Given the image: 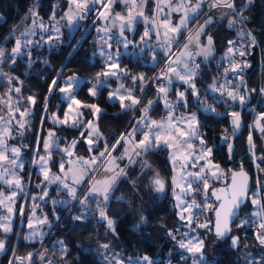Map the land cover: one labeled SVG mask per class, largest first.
<instances>
[{"label":"trees","instance_id":"16d2710c","mask_svg":"<svg viewBox=\"0 0 264 264\" xmlns=\"http://www.w3.org/2000/svg\"><path fill=\"white\" fill-rule=\"evenodd\" d=\"M234 2L237 10L245 8L244 21L256 36L260 51L264 54V0H251V3H248V0H234ZM152 5L153 0H148L146 10L148 16L151 15ZM118 6L120 2H116L115 7ZM68 7L69 3L66 0H0V16L3 18L0 23V48L5 53L3 63H0V73L5 71L11 78L10 81H6L4 78L6 74H0V107L5 112L12 108L31 111L32 121L21 141L26 147L24 156L27 164L22 175L28 177V180L34 175V168L29 165L31 155H34L33 147L36 143L37 146L39 145L45 129L51 127L48 116L61 100L59 89L64 78L77 75L82 79H92L102 74L105 68V64L101 62V57L97 53L102 38L97 34V32L100 33V28L94 19V13L90 12L78 28L71 30L63 24ZM116 11L113 10V13ZM232 14L229 8L219 7L209 15L213 23L206 26L200 42L204 43L207 36L212 37V57L198 64L197 76L193 83L196 85L199 98L191 91H187L186 105L180 103L178 109H182L185 113L196 114V134L201 135L198 140L202 139L205 147L213 149L212 161L218 165L220 170L229 168L228 176L229 171L243 169L251 176L249 197L256 193L255 176L257 173L262 206H264V131H261L264 125H253L250 130L251 119L254 120V117L252 118L250 112L246 110L248 106L254 105L259 84L264 87V68L259 73L257 50L253 48L249 57L250 66L248 74L244 77L248 105L241 115L240 130L232 138V148L228 147L235 129L231 125L232 113H237L241 102L238 98L236 101L233 100L231 96L211 94L208 88L219 82V67L224 63L225 52L233 36V32L227 27ZM53 16L55 19H52ZM38 22L48 25V28H55V31L59 30L56 39H52L51 44H46L43 39H46L48 33L37 31L32 37L31 44H27L26 47L22 45V51L19 57L17 55L14 57L15 63H13L12 56L8 53L16 38L21 40L27 38L28 35H23V33L27 32L30 27L36 28ZM193 23H195L194 20L189 23V26L191 27ZM88 26V33L82 37V27L87 28ZM140 31L142 32L141 25L137 24L135 41L141 37ZM153 36L150 35L147 40L153 42ZM160 39L161 42L158 44L155 41L154 46L163 43L164 37L161 36ZM139 49L140 45L133 47L128 54L122 55L119 59L120 68L127 73L121 81H128L129 84L126 86L133 91V96L140 99L134 112L123 109L119 103L108 102L106 91L109 88H102L96 99H92L86 93L89 82L82 84L77 91H74L79 99L95 103L102 108L96 122L97 129L102 136L97 148L102 147L104 143L109 147L115 145L130 128L135 115L148 105L149 100L153 101L150 112L152 117L162 118L166 112L159 99L157 87L161 81L156 84L149 83L156 67L146 65L149 58L146 54L138 53ZM141 75L143 80L133 79ZM54 80L55 85L52 84ZM109 81L111 85L117 86L116 80ZM12 83L20 87L17 101L2 99V97H7V88L11 87ZM13 95L16 96V92H13ZM29 97H32V101L28 99ZM173 97V92L168 93V98ZM206 103L213 111L204 110L203 106ZM260 103L256 104V113L264 115V104ZM63 106L64 103L61 102V109ZM55 130V136L60 143L64 139L71 140L80 135L79 128L56 127ZM220 135L227 137V142L223 145L219 143ZM249 136L254 145L253 156L248 149ZM198 140L195 136V144ZM81 150L86 151L87 149L84 143L79 141L76 152L80 153ZM168 153L169 150L165 148L145 152L138 159L140 165L131 169L128 175L118 182L111 192L106 207V215L113 221L112 227L101 219L95 218L66 225L71 211L67 213V209H63L58 226L52 230V232L55 230L52 242L46 245L36 260L35 258L45 246L46 241L25 243L21 235L15 240L14 234L6 235L0 230V238L7 239L6 251L0 257L1 264H7L12 255L24 257L29 252L32 253L29 264H42L40 260L47 249H50L53 264H106V259L113 255L119 257L121 264H136L137 261L139 264H145L143 261L145 256L149 257L153 264L187 263V260L180 257L178 249L181 232L172 235L180 226L171 195L172 167L168 160ZM52 156L57 158V155L52 154ZM253 158L255 163L252 162ZM157 174L165 186L161 199H157L156 187L151 184ZM223 186V183L211 184L209 194L213 203L216 204L213 193H217ZM249 197L238 219L231 226V236L236 235L240 241V245L234 250L229 247V238H221L214 234L213 211L211 217L205 214L200 217V220L195 219L193 227L198 221L210 222L209 230L202 228L196 230L198 236L205 242L207 260L204 264H264V245H261L256 238L258 233H262L253 226L255 207L250 203ZM244 221L246 223L243 227H238ZM181 229L184 230L183 227ZM173 236L175 239L172 238ZM210 237L223 244L211 253L208 251ZM60 241L63 242L64 247L61 246L62 249L60 247L58 250L55 245H58ZM104 244L109 247L103 248Z\"/></svg>","mask_w":264,"mask_h":264},{"label":"rangeland","instance_id":"374dc122","mask_svg":"<svg viewBox=\"0 0 264 264\" xmlns=\"http://www.w3.org/2000/svg\"><path fill=\"white\" fill-rule=\"evenodd\" d=\"M69 2V0H66ZM197 0H191V3H186V8L192 7V5L196 4ZM158 0H153V5L151 7V15L152 18L151 21L155 22V26L157 27V30L160 31L161 36H163V32L165 29L163 27L159 26V20H162L165 14H169V18L173 25L177 24L179 20L181 19L182 12H170L167 4L171 3L175 5L177 3V0H159V7L163 9L162 12L158 11L157 8ZM72 5H69V8ZM91 1H89V8L92 7ZM202 7V6H201ZM73 13L77 11L75 5L72 6ZM68 10L65 13V19L64 25L66 21H68L70 27L69 29L75 30L79 23L80 18L77 15H72L71 22L67 19V16L69 15ZM194 18L192 16L191 20ZM97 20V16L94 18ZM3 21V18L0 16V23ZM204 21V20H203ZM203 21L201 23H203ZM82 22V21H81ZM40 24L38 22L37 27H30L27 31L28 37L25 38L23 41L31 40L33 41L32 37L36 34L37 31H40L41 33L47 34L48 36L46 39H43V42L46 44H51L52 39H56L57 34L59 33V30L55 31V28H48V25H44L43 28L40 27ZM67 26V25H66ZM154 24L149 23L148 26L143 27L141 32V37L143 36V33L145 30L152 31ZM84 29V27H82ZM81 29V32L83 31ZM193 28L187 26V29H181L179 34H173L169 32V36L177 35L178 39L181 37V35L185 32V35L188 37L190 33L192 32ZM136 32V25L135 28L133 27L130 31V37H127L125 33L121 35H117V39L120 43L119 47L116 48L117 52H120V57L117 58V55H112L111 49L108 47V45L112 44L110 41H114L113 39H107L102 34L101 38L102 41L99 44V49L97 51L99 57H104L105 59V68L103 73L108 72L112 73L115 72L116 75H97L96 77H93L92 79H82L81 77L77 75H69L63 80V84L61 87H64L66 83H72V88L70 89V95L68 92H61V100L57 104V107L53 112H51L48 116V121L51 124V127L45 129L44 135L40 138L39 145L33 147L34 155H31L29 165L33 166L34 175L31 176V178L24 177L22 175V169H15V177L19 178L20 181V187H16L15 183L8 184L5 183L3 180H0V229L3 233L6 235H12L16 237L15 240L21 235V239L25 243H34L39 242L42 243L43 241H47L49 236L52 235V230L54 227H57L59 224V220L61 218V211L63 209H67V213H69V217L67 219L66 225L68 223H74V222H83L87 220L88 218H95V219H101L99 216V210L97 208V204H101V206H106L109 203V200L106 202V205L102 201V198L99 196H92L88 195L89 190L91 187L95 184L98 187H102V184H98L97 182H102L105 180H108L111 176L116 175L117 173H120V170L123 169V173L117 176L115 182L113 183V189L118 184V182L125 178L129 171L135 166H139L140 162H138V159L145 153L142 151L139 147H134V145L138 144L140 141L143 140V136L145 132L149 131V128L151 129V134L160 133L161 139L156 142V144L150 149V150H158L159 148H165L169 150L171 147H168L165 145L164 141H168V144H172L173 139L170 136V133L173 132V128L169 127V124L166 122L164 128H156L153 125L145 126V124L137 125V121H140L142 116L144 115L143 109L140 110V112L135 115L133 122L130 126V128L127 130L126 133L123 134L124 139L120 140L119 144H115V148L113 149L112 145L109 147L107 144L104 143V145L100 148H96L97 143H99L100 140H102V136L100 135L98 129H97V119L99 115L102 112V108L98 106L95 103L92 102H84L83 100L79 99L75 94L74 91H77L79 87L89 82L90 85L86 90V93L91 97L92 99H96L100 90L102 88H109L108 91H106V99L108 102L111 103H119L121 105V101L119 99V96L127 95V91L125 90V86L121 87L122 85L121 80L127 75L126 71L121 69L118 61L121 58L122 55L128 54L130 50V46L136 47L138 44L141 43V37L138 41L134 40V35ZM184 35V36H185ZM193 35L192 37H194ZM203 36V35H202ZM42 37V36H41ZM127 38V40L130 42L127 49H125L121 43V41L124 38ZM157 38V37H156ZM161 38V37H160ZM157 39V41H161V39ZM148 38H145L147 40ZM177 39V41H178ZM206 40L204 43L200 42V45L202 48L206 47ZM163 41V40H162ZM24 47H26L27 44H23ZM120 48V49H119ZM201 48V49H202ZM103 53V54H102ZM109 54H111V58L109 57ZM212 54V53H211ZM210 54V55H211ZM199 54H196L195 61L198 59ZM202 55V56H201ZM201 57L200 59H205L206 55L204 52L201 51ZM207 55V56H210ZM198 56V57H197ZM3 59V58H2ZM116 61L118 67H109V65L112 64L113 61ZM194 60V59H193ZM178 68V67H177ZM166 71V67L164 69ZM179 70V69H178ZM6 74L4 76L6 81H10L9 76L4 71L2 72ZM69 77H75V81L70 82ZM167 78L172 79V83L170 86L167 85L166 80ZM111 79H114L117 81V86L111 85L110 81ZM177 80L181 86H174V81ZM164 82V85L169 87V91L174 93L173 98H168L167 95V102L172 105V109H177L175 106H179L180 103L177 101L180 99L178 96L179 92H184L185 95L187 91H191L187 87V85L184 83V81L176 79L174 74L167 73V77H164L162 79ZM166 83V84H165ZM125 87V88H124ZM16 88H20L19 85H15L12 83V86L7 88V97H2V99H13L17 101L18 92L15 91ZM210 90L213 88V85H210L208 87ZM129 89V88H128ZM95 90V95L92 94V91ZM1 92V91H0ZM13 92H16V96L13 95ZM229 92L236 94L234 91H225L223 93V90L221 92H218L217 89H214L211 91V94H217V95H226L229 96ZM118 93V94H117ZM110 94L111 98H110ZM10 95V96H8ZM196 96V95H195ZM132 98H135L131 95ZM163 93H159V99L162 102L163 109L169 110L166 107V102L162 98ZM137 99V98H136ZM185 100V97H184ZM237 100V99H236ZM235 100V101H236ZM78 101V103L76 102ZM61 102L64 103L63 108L61 109ZM125 102H131L129 99H125L123 101V104ZM208 102V100H207ZM19 104V103H18ZM15 105V104H14ZM95 105L96 108L100 109V112L95 113V110L91 108L90 106ZM153 104L149 108L152 109ZM204 110L206 108L210 110L206 111H213L212 108L207 106V103L203 106ZM230 108V107H229ZM125 110H129L128 107H123ZM135 106H132L133 112L135 111ZM29 109H25L24 111L19 110L18 108H12L9 109L8 112H5V110L0 107V134L10 139L12 142H17V139L21 136L18 134H21V128L18 129L16 127H19L17 125L18 118L21 117L20 113H24L25 115L27 112L29 113ZM149 111L147 113V120L148 121H156L158 124L163 123V119L154 118L149 115ZM181 111V110H180ZM179 112V111H178ZM195 115V113L189 114V113H182L180 112V115L183 118L190 117L191 115ZM197 120V116H196ZM91 123L93 127L96 129V131L99 133V136H97L92 128L88 127V124ZM184 123L188 124L189 127L195 129L196 132V124L194 123H188L185 121ZM261 124L264 125V116H260L259 114L254 117L253 125L257 126ZM58 127H67V128H79L80 129V135L78 138L75 139H64L63 142H59L56 139L55 136V128ZM134 127H138L139 130L133 135L128 136V133L132 131ZM24 131V129H23ZM93 132L91 139L92 143L89 144L87 142L89 133ZM49 133H51V137L49 136ZM83 133V136L81 135ZM194 137L192 141L193 144V150L192 152H179L174 151L172 149L169 150L168 153V160L172 167V177H171V195L174 199V205L177 212V217L179 221V226L177 231L175 233H172V235H175L177 233H180V240L179 242L188 243L189 241H192L193 244L197 242V239L202 240L198 234L196 233L197 228H202L203 230H209L210 222L205 221H198L196 222V226L193 227V222H195V219H201L203 215L207 214L208 217H211L212 211H214L215 203H213L210 199L211 196L209 194V190L211 189V184H222L225 185L227 173L228 170H220L218 165L212 161V148L205 147L203 144L200 143V140H198L197 136V144H195ZM200 139V138H199ZM79 140H83L85 144V150H81L80 153H76L75 149L76 146L79 143ZM98 140V142H96ZM75 143V146L73 147V142ZM45 142L48 143L49 147L47 149V152L45 151L44 144ZM253 145V144H252ZM19 148V147H17ZM91 148V151L89 149ZM67 149V151H65ZM107 149V150H106ZM127 149V152L125 150ZM211 149L210 153L204 152L203 158L197 159L202 150ZM248 149L249 153L253 156L254 154V148H252L248 141ZM22 153V150L20 149V154ZM49 153V154H48ZM70 153V154H69ZM104 153V156H101L100 154ZM137 153H140V155H137ZM190 153H194L195 155H192L189 157ZM52 154L57 155V158L55 156H52ZM45 156L46 157V168L48 169V180L44 179L43 172L40 167L39 157ZM96 158V163L92 164L91 160L92 158ZM188 157V158H186ZM196 161L195 167L192 166L193 161ZM86 161L88 163H86ZM61 163L64 164V169L61 171L60 165ZM197 166L199 171H197ZM201 169L203 171L201 172ZM4 168H0V172H3ZM204 173L205 175L202 176H185L186 173ZM213 172H215V175H213ZM59 176L61 180H58L56 182H50L53 180L54 177ZM258 177V176H257ZM175 178L176 183H173V179ZM5 179L7 180H13V174L9 172ZM74 179L79 180L80 182L78 184L74 183ZM206 179L208 186L207 188L204 187L203 180ZM223 179V180H222ZM67 183L70 187H74L76 189V199H72V197L68 194V189L63 187V183ZM188 181H192L191 189L188 188ZM259 181V180H258ZM260 182V181H259ZM152 185H154L153 182H151ZM39 185V186H38ZM155 186V185H154ZM156 187V186H155ZM165 191L162 192L157 191V199H161ZM15 192V195L12 194ZM112 192V191H111ZM111 192L109 193V197L111 196ZM261 192V191H260ZM45 193H47L45 195ZM88 196V201L85 204H81L80 200L83 199L85 196ZM179 197V199H177ZM256 199L259 201L258 204H253L252 200ZM260 197L257 195V190L254 195L249 197V201L252 205H254V215L255 219L253 220L254 224L256 221L260 219V216H257L255 213L260 212ZM193 201H195L196 205H207L209 202H212L213 208H211L208 211H205L202 216L196 217L195 211L198 207H195L193 205ZM65 202V203H61ZM75 205V209L72 210V207ZM190 206V211L183 212L182 209L185 206ZM9 208H11V211H9ZM263 210V219H264V208ZM183 214L185 217H188L189 215L193 216V221L189 225V221L187 219L181 220L180 216ZM78 216H84V219L77 220L75 217ZM44 220V223H41L40 221ZM102 221L106 222L105 220L101 219ZM212 223V222H211ZM261 222H258V225ZM29 224H31V227H29ZM107 224V222H106ZM207 224V227H200L199 225ZM108 225V224H107ZM113 226V225H112ZM255 228H257L255 225H253ZM183 227V231L182 228ZM8 229L5 231V229ZM258 229V228H257ZM260 230V229H258ZM262 232V230H261ZM263 233V232H262ZM234 236V235H233ZM0 241L4 242V248L0 250V257L5 253L6 251V243L7 239L0 238ZM203 241V240H202ZM55 243V241H53ZM57 245V244H56ZM55 245L56 249L57 246ZM60 247L62 246L59 243ZM223 244L216 242L212 237L209 238L208 243V251L211 253L214 249L218 247H222ZM59 247V248H60ZM64 247V246H62ZM62 247L60 249H62ZM58 249V250H60ZM178 249L180 250V257L182 259L187 260V263L184 264H193L194 256L192 253H189L185 248H181L178 243ZM205 242L203 241V249H202V255L203 258L199 260V264H204V262L207 260L205 257ZM32 257V253L29 252L27 255L24 256L26 261H28V264L30 263V259ZM40 262L42 264H53L51 263V256H50V249H47L43 256L41 257ZM106 264H121V261L118 256L113 255L110 258L106 259Z\"/></svg>","mask_w":264,"mask_h":264},{"label":"snow or ice","instance_id":"6c2138e0","mask_svg":"<svg viewBox=\"0 0 264 264\" xmlns=\"http://www.w3.org/2000/svg\"><path fill=\"white\" fill-rule=\"evenodd\" d=\"M69 2H70V5H75V7L77 9V11L75 13H73V9L71 7L69 8V10H68L69 11V15L67 16V19L70 22L72 20V15L73 14L79 16L80 19H83L84 16L81 14V12H86V11L92 10L91 8H89V0H69ZM112 2H113V0H107V3H105L104 0H91L92 5H102L103 8H105V9H107ZM133 2H134V0H133ZM143 2H144V0H141L142 4H143ZM186 3H191V0H177V3L175 5H173L171 3L167 4L170 12H182L183 13L182 16H181V19L179 20V22L177 24H175V25L172 24V22H171V20L169 18V14H165L163 19L159 20V22H158L159 26L163 27L165 29V31L163 32V37H164L163 44L165 45L164 53L166 55L171 51V45L173 43H176L177 39H178L177 35L169 36V32H171L173 34H179L182 28L183 29H187L189 21L191 20L192 16H194L200 10L201 6L204 3V0H197L196 4L192 5V7H190V8H186ZM248 3H251V0H248ZM212 6L213 7H221V6L222 7H227V8L232 10L234 15H238L240 17L241 22L245 19V17L243 16V12H244L245 8L247 7V5H245V8H241V9L237 10L236 7H235L234 0H213ZM157 8H158L159 12L163 11V9L159 7V0H158V3H157ZM138 14L140 16H144L143 11L139 12ZM99 15L101 17H103L105 20L107 19V17L104 16V12L103 11H101L99 13ZM52 19H55V17L53 16ZM116 19L123 21L121 23L120 29H119L121 35H123V32L125 31L126 28H128L129 30L131 29V25L133 23V17L131 16V14H129V17L127 18V20H125V18L123 16H120L119 14H116ZM144 20H145L146 23H153L154 24V26L152 28V34H155L157 39H159L161 37V33H160V31L157 30V27L155 26V22L149 21L148 17H144ZM236 22L237 21L235 19H230L228 21L229 27H232ZM35 23L36 22L34 20L33 24L35 25ZM211 23H213V20H212L211 17H208V18H206L203 21V23L199 24L197 26V28L195 29L194 33H190L189 34V42L191 41L193 35H195L197 40H199V37H200V35L202 33H204L206 26L210 25ZM40 27L43 28L44 25L40 24ZM103 31L107 32L108 29L105 28V29H103ZM28 34L29 33H27V32L23 33V35H28ZM241 34L243 35L244 33H241ZM248 35L250 36L251 33H248ZM145 38H150L149 30H145V32L143 33V36L141 37V42H143L145 40ZM107 39H111V37H107L106 38V42H107ZM15 42H16V46H15V48L12 49V54H11L13 63H15V58L14 57L17 54L21 53L22 43L23 44H31L32 43L31 40H27V41H23L22 42L19 38H16ZM121 43H122L123 47L125 49H127L130 42L125 37L121 41ZM232 43H233L232 41H229V44H232ZM254 43H255V38L253 37V44ZM197 46H199V44ZM212 46H213V39H212L211 36H207L206 47L202 48L201 51L204 52V54L206 56L210 55L212 53ZM108 47L110 48L111 45H108ZM183 47H184L185 51L180 53V56H178L175 60L169 58L166 61V71L162 72L159 76H157L156 79H161V78L167 77V73H172V74H174L176 79L184 81V83L187 85V87L192 90V94L196 95L199 98V93L196 90V85H195V83L192 82L194 80L195 76H196V72L189 66V64L187 62L189 59H191L197 53H194L192 51H188L187 50L188 49V43H185L183 45ZM228 51L232 52L233 49L230 47L228 49ZM4 55H5L4 50L2 48H0V63H3V59L2 58L4 57ZM116 55H117V58H118L119 52H117ZM239 55L240 56H244V55H246V53H245V51H240ZM109 57L111 58V54H109ZM181 57L184 58L183 61L181 60ZM181 63H183V69H184L183 72L179 71L178 68H177V65H180ZM245 66H247V65H245ZM109 67L115 68V67H118V65H117L116 61L114 60L112 62V64L109 65ZM195 67L198 68L199 65H196ZM236 67H239V65H236ZM235 70L236 69L233 68V71H235ZM0 74H2V73H0ZM103 75H105V76L113 75L114 76V75H116V73L115 72H112V73L105 72V73H103ZM75 79H76L75 77H69V81L70 82L75 81ZM133 79L134 80L135 79L143 80V76L141 75L140 77H134ZM166 83H167L168 86H170L171 83H172V79L171 78H167ZM52 84L55 85L56 81L55 80L52 81ZM121 87H123V85ZM71 88H72V83H66V85L64 87H61L59 90L61 92H68L69 95H70L71 94L70 93V89ZM15 91L19 92L20 90H19V88H16ZM168 91H169V87H167V86H163L162 85V86H160L158 88V92L159 93H163V97L162 98L166 102V107L169 109V111H171L172 110V105L167 103ZM261 91H264V89H261ZM92 94L95 95V90L92 91ZM111 95L112 94H110V98H111ZM178 96H179L180 99L177 102L178 103H184L186 105V101L184 100L185 93L184 92H179ZM229 96H231L233 100H236L238 98L241 103L244 102V95L243 94H235L234 95L233 93L229 92ZM28 99L30 101H32V97H29ZM119 99L121 101V107L122 108L125 107V105L123 104V101L125 99H129L131 101L130 105L127 106L129 110L132 109V106L137 105V104L140 103V101L138 99L132 98L130 93L127 94V95L119 96ZM76 102L78 103V101H76ZM152 104H153V101L149 100L148 101V105L143 108L144 115L142 116L141 120L137 121L136 123H137V125L145 124V126H148L150 124V125L155 126L156 128H164L165 127L164 123H159L158 124L156 121H148L147 120V113H148L149 108L151 107ZM90 107L95 110V113L100 112V109L96 108L95 105H92ZM205 110H210V109L206 108ZM20 115L23 116L24 113H20ZM232 116L234 117V119H233L234 127L235 128H239V126H240L239 114L233 112ZM185 121H187L190 124L191 123H196L197 122L196 116L193 114L190 117L184 118V120L177 121L175 124L172 123V117L169 116L167 123L169 125H171V127L173 128V132L170 133V136H171L172 139H175V137L177 135H179L180 137H184L186 135V133H189V132H190V134L192 136H197V134L195 132V129H191V130H189L188 128H183L182 129L179 126L180 124H183ZM20 127H24V125L20 124ZM88 127L92 128L93 132L97 136H99V133L96 131V129L93 127V125L91 123L88 124ZM138 130H139L138 127H134L132 129V131L130 133H128V136H133ZM261 131H264V128H262ZM93 132L89 133V137H88V140H87V142L89 144H91L93 142L92 139H91V136H92ZM51 135L52 134L49 133L50 137H51ZM81 135L83 136V133H81ZM197 138H199V137L197 136ZM123 139H124V136L122 135L118 139L117 144H119L120 140H123ZM160 139H161V134L160 133H155L153 135V134H151V129L149 128V131L144 133L143 140L140 141L138 144L134 145V147H139V148L142 149V151L147 152ZM75 143L76 142L74 141L73 142V147L75 146ZM164 143L168 147H174L175 146L174 144H168L167 140L164 141ZM183 143H184V145H186L185 150L191 149L193 147L192 143L190 141H188V140H185ZM200 143L201 144L204 143L202 139L200 140ZM249 144H250V146L252 148H254V145H252L251 136H249ZM48 147H49L48 143L45 142L44 148H45L46 152H47ZM114 148H115V145L113 146L112 150H114ZM65 151H67V149ZM89 151H91V148L89 149ZM205 151L207 153H210L211 149L202 150L200 156L197 159L203 158V155H204ZM9 152L11 153V158L8 155H6V153H9ZM125 152H127V149L125 150ZM19 155H20V149L19 148L13 147V148L9 149L8 146L4 143L3 139H0V167L4 168V171L0 172V180H3L5 183H8V184L15 183L16 187H20V181H19V178L15 177V169L23 168V166H24L23 162L18 160ZM100 155L104 156V153H101ZM137 155H140V153H137ZM192 155H195V154L194 153H190L189 157H191ZM186 158H188V157H186ZM39 162H40L41 170H42L43 175H44V179L48 180V169L46 168V157L45 156H40L39 157ZM86 163H88V162L86 161ZM91 163L92 164L96 163V158L95 157L92 158ZM195 163H196V161L194 160L193 163H192L193 167H195ZM60 168H61V171H63V169H64V164L63 163H61ZM202 171H203V169H201V172ZM9 172H11L13 174V177H14L13 180L5 179L6 175ZM121 173H123V169L120 170V173H117L116 175L111 176L108 180H105V181H102V182H97L98 184H102V187H98L97 185L94 184L91 187V189L89 190L88 195L101 197L102 201L106 205V202L110 198L109 197V193L113 190V183L115 182L117 176L120 175ZM213 175H215V172H213ZM185 176L186 177L187 176H200V173L188 172V173L185 174ZM237 176H239L241 178V184L239 185L238 190H237ZM58 180H61V178L59 176H56L50 182H56ZM247 180H248V177L243 172L233 175L232 181H231L232 189H233L232 208H229L228 211L225 214V221H224L225 228H224V231H221V225H220L221 210L224 209V204H221L219 206V210H216V212H215V216H216L215 231H216V235L218 237H223V236H225L227 234L228 231H230V229L227 227L228 220H229V218H231L232 216L237 214L236 211H234L233 209H238L239 205L243 203V198L246 196V192H247ZM73 182L78 184L80 181L74 179ZM61 183H63V181H61ZM153 183L156 186V191L162 192L164 190V182L159 178L158 174L154 178ZM173 183L174 184L176 183L175 178L173 179ZM191 184H192V181H188V188L189 189H191ZM203 184H204V187L207 188L208 183H207L206 179L203 180ZM63 187L68 189V194L72 197V199H76V189L74 187H70L67 183H63ZM221 191H223V190H221ZM46 194L47 193H45V195ZM12 195L14 196L15 192ZM213 195L215 196L217 194L214 192ZM220 198H221L220 196H217V199H220ZM177 199H179V197H177ZM87 201H88V196L86 195L83 199L80 200V203L81 204H85ZM61 203H65V202H61ZM192 203H193V205L195 207H199V205L195 204V201H193ZM252 203L255 205V204H258L259 201L256 200V199H253ZM208 207H211V205H208ZM262 207H264V206H262ZM97 208L99 210L100 218L105 220L109 227H112L113 221L111 219H109L107 217V215H106V206H101V204L98 203L97 204ZM9 211H11V208H9ZM182 211L183 212L190 211V206L186 205L182 209ZM255 214L257 216L262 215L261 212H257ZM180 218H181V220L187 219L189 221V225L193 221V216L192 215H189L188 217H185L183 214H181ZM75 219L82 220V219H84V216H78V217H75ZM40 222L44 223V220H41ZM244 223H246V221L242 222L240 225H238V227H243ZM199 226L200 227H207V224H202V225H199ZM29 227H31V224H29ZM258 228L264 229V222L259 223ZM7 230L8 229L6 228L5 231H7ZM170 235H171V233H170ZM172 238L175 239V236H173ZM256 238H257V240L259 241V243L261 245H264V234L258 233ZM59 243L63 246V242L62 241H60ZM178 243H179V246L181 248H185L189 253L193 254V256H194L193 264H199V260L203 258V255H202L203 241L197 239V242L195 244H193L192 241H189L188 243H184V242H178ZM238 243H239V237H232V245L236 246ZM102 247L107 249L109 247V245L104 244V245H102ZM3 248H4V242L0 241V250H2ZM143 261L145 262V264H153V262L147 256L143 257ZM136 264H139V261H137Z\"/></svg>","mask_w":264,"mask_h":264},{"label":"crops","instance_id":"0c3cea01","mask_svg":"<svg viewBox=\"0 0 264 264\" xmlns=\"http://www.w3.org/2000/svg\"><path fill=\"white\" fill-rule=\"evenodd\" d=\"M89 1H91V0H89ZM147 1L148 0H144V2L142 4L141 0H134V2H133V0H113V2L110 4V6L107 9L103 8L102 5H93L92 7H90L92 10L86 11V12H81V14L84 16V18L80 19V23H79L78 27L82 24V22L86 19L87 15L90 12L94 13V16H97V20L96 21L98 23V27L100 28L99 29L100 33L97 32V34L99 35V37H101V35L103 34L106 38L107 37H111V39L114 40V41H110V43L112 44L110 49L112 51V55L115 56L116 53H117V49L116 48H118L119 45H120V43H119V41L117 39V35L120 34V30L119 29H120L121 23L123 22L121 20L116 19V14H119L120 16H123L125 18V20H127V18L129 17V14H131V16L133 17V23L131 25V29L133 27L135 28V25H137V24H140L141 25V29H143V27L148 26V24H149V23L145 22L144 17H148L149 21H151V19H152L150 17V15L148 16V14L146 13ZM206 1L207 0H204V3ZM104 2L107 3V0H104ZM116 2H120V6L115 7ZM69 5H70V3H69ZM72 6L74 7V5H72ZM72 6H71V8H72ZM113 10H117V11L115 13H113ZM101 11H103L104 12V16L107 17L106 20L99 15V13ZM141 11H143L144 16H140L138 14ZM68 13H69V11H68ZM192 20H194V18ZM192 20H190L189 23ZM65 24L67 25V27H70L68 21H66ZM199 24H201V23H197V22L193 23V25L191 26L193 28L192 32L195 31V29L197 28V26ZM105 28L108 29L107 32L103 31V29H105ZM131 29L129 30L128 28H126L123 33H125L127 35V37H130ZM183 34L185 35V32ZM183 34L181 35V37L183 36ZM150 35H154L153 36L154 41L150 42L148 40H144L143 42L138 44V45H140V49L138 50V53L144 54V55L146 54V56L149 58V62L146 65L149 66V67H155L162 60L163 54H162L161 47H160L161 44L158 45V46H154L155 41H157L156 35L152 34V31H150ZM202 35H203V33L200 35L199 40H197L196 36L192 37L190 42H189V36L187 37L185 35L186 36L185 42L181 45L179 50L176 52V54L172 58L173 60H175L178 56H180V53L185 51L183 45L185 43H188V49L187 50L199 54L198 55L199 57L197 56L198 59L196 61H195L196 55H194L191 59H189L187 61L189 66L196 72V76H197V68L195 66L198 65L200 62H206L207 60H209L212 57V54H211L210 56H205L206 57L205 59H203V58L200 59V57L202 56L201 55V48L202 47L200 45V39H201ZM181 37H179V38H181ZM160 42L161 41H157L158 44ZM198 44H199V46H197ZM132 48H133V46H130V50ZM118 57H120V52H119V56ZM183 59L184 58L181 57L182 61H183ZM118 64H119V61H118ZM177 67H178L179 71H181V72L184 71L183 63H181L180 65H177ZM120 84L124 85L126 87V88L125 87L124 88L127 91L126 92L127 94L130 93L133 96V91L131 89H128V87L126 86V85L129 84L128 81H125V82L121 81ZM162 85L165 86L163 81L160 83V86H162ZM173 85L174 86H181L180 83L177 80L174 81ZM133 97H135V96H133ZM134 99H136V97ZM130 103L131 102H125V104H126L125 106L127 107L128 105H130ZM167 103H169V102H167ZM9 105H11V104H9ZM175 108H177V109L173 108L171 111L166 110V112L162 116V118H159V119H163L162 120V121H164L163 123H166L168 121L169 116H171L173 124H175L177 121L184 120V118L180 115V112L184 113L183 110L180 109L181 110L180 111L177 106H175ZM150 112H151V109L149 111V115H150ZM30 114H31V111H29V113L27 112L26 115L24 114L21 117H17L18 118L17 125L19 127H16V128L18 129V131L21 128V134H18V135H21V136L17 139V142H12V141H10V139H7V138L3 137L0 134V139H3L4 143L8 146L9 149H11L13 147H15V148L19 147V149L22 150V153L19 155L18 160L22 161L24 166H23V168H17V169H22V173L25 171L27 164H26V159H25V156H24V154L26 152V147H25L24 144H22L21 141L23 139V136L26 135V132L28 130V126H29V124L32 121L31 118H30ZM260 116H264V115L262 114ZM20 124H23L24 127H20ZM194 124H196V123H194ZM179 126L182 129L183 128H188L189 130L193 129V126L191 128L186 123L180 124ZM169 127L172 128L171 125H169ZM23 129H24V131H23ZM56 139H57V137H56ZM192 139H193V136L190 134V132L186 133V135L184 137H180L179 135H177L175 137V139H173V141H172V144H174L175 146L171 147L170 149H172L174 151H179V152H190V151L192 152L193 147L191 149L185 150L186 145H184V143H183L185 140H188V141H190L192 143V146H193L194 142L192 141ZM81 142H83V140H81ZM96 142H98V140ZM84 146H85V144H84ZM97 146H98V143H97ZM97 146H96V148H97ZM75 151H76V149H75ZM6 155H8L11 158V153L10 152L6 153ZM0 168H3V167H0Z\"/></svg>","mask_w":264,"mask_h":264},{"label":"built area","instance_id":"2783aa9c","mask_svg":"<svg viewBox=\"0 0 264 264\" xmlns=\"http://www.w3.org/2000/svg\"><path fill=\"white\" fill-rule=\"evenodd\" d=\"M212 3H213V0H207L205 3H203L200 10L194 15L195 22L201 23L204 19L209 17V15L212 13L213 10L219 8V7H213ZM245 4H246V1L244 2V6H245ZM230 19H235L237 21L232 27H229L228 22H227L228 29L233 32L232 39L230 40L233 43L228 44V47L226 49L225 56H224V63L221 64L219 67V82L215 86H213V88L210 91L217 89L218 92H221L223 90V93H225V91L232 90L236 94H243L242 88L244 86V77L248 74V70H249V66H250L249 57L251 55L252 49L255 48L258 52L257 69H258L259 73H261L263 71V68H264V54L260 51L256 36L252 32V30L247 26L245 21L243 20L241 22L240 17L238 15H234V14H232ZM88 29H89V26L87 28L82 29L83 30L81 32L82 37L88 33ZM241 33H244V34L242 35ZM248 33H251V35L249 36ZM253 37L255 38L254 44H253ZM185 39H186V36L185 37L183 36L176 43H173L171 45V51L167 55L164 53L165 45L163 43H161L160 47H161L163 57H162V60L155 66L156 71L152 75V77L150 78L149 83L156 84L158 81L162 82L163 78L156 79L157 76H159L162 72H165L164 69L166 67V61L169 58L172 59L174 57V55L179 50L181 45L185 42ZM230 47L233 49L232 52L228 51V49ZM240 51H245L246 55L240 56L239 55ZM101 62L103 64H105L104 57L101 58ZM236 65H239V67H236ZM245 65H247V66H245ZM233 68H235L236 70L233 71ZM161 82H159V84L157 86L158 88L160 87ZM261 89H264V87L261 84H259L257 91H256V98L254 99L255 100L254 105L248 106L246 109L248 112H250L252 118L256 117V115H257L256 104H258L259 102H261L260 104H264V91H261ZM138 100L140 101V99H138ZM138 105L139 104L134 105L135 109L137 108ZM252 128H253V119H251L250 130ZM197 136L199 138H201V135H197ZM226 142H227L226 135H220L219 143L221 145H223ZM252 162L255 163L254 158L252 159ZM227 170H229V168H227ZM197 171H199L198 166H197ZM29 174H30V172H29ZM200 174L202 176L205 175L204 173H200ZM255 177H256L257 195L260 197V199H262L261 192H260V186H259V182H258V178H257V173H256ZM208 205H211V207H208ZM211 208H213L212 202H209L205 206L200 205L195 211V216L196 217H198V215L202 216L205 211H208ZM260 212L263 213L262 200H260ZM0 217H1V214H0ZM260 219L261 220H259V217H258V220L254 224L257 228H258V222H264L263 214L260 215ZM258 229H260V228H258ZM260 230H262L263 233L262 232L261 233L264 234V229H260ZM54 231H53L52 235L49 236L48 240L46 241L45 246L41 249V251L39 252L37 257L35 258V260L39 257V255L44 250L46 245L52 242V239H53L52 237H53ZM56 246H57V249H59L60 245L58 244ZM0 264H1V261H0ZM7 264H28V261H26V259L23 256L15 257L14 255H12Z\"/></svg>","mask_w":264,"mask_h":264},{"label":"water","instance_id":"95a60500","mask_svg":"<svg viewBox=\"0 0 264 264\" xmlns=\"http://www.w3.org/2000/svg\"><path fill=\"white\" fill-rule=\"evenodd\" d=\"M15 46H16V42H14L12 49L15 48ZM12 49H10V51L8 53L9 56H12L11 55L12 54ZM21 51H22V47H21ZM19 55L20 54H17L18 57H19ZM243 91H245L244 102L239 105L238 111H237V113L239 114L240 126H239V128H235L234 129V131L232 133V136H231V139H230V143L228 145L229 148H232V138L240 130V127H241V115H242V112H243L244 108L248 105V93L246 92L245 86H243ZM233 119H234V117H232V119H231V125L234 127V125H233ZM241 172L245 173L247 175V177H248L246 196L243 198V203L239 205V208L238 209H233L234 211H236L237 214L234 215V216H232L228 220L227 227L230 229V231H228L225 236L221 237V238H229V247L232 250L236 249L240 245V241H239V243L236 246H233L232 245V237H237V236L236 235L231 236V226L238 219V217L240 215V212L242 211L244 205L246 204V202L248 200V197H249V194H250L251 176L245 170L239 169V170L229 171V174H228V176L226 178L225 185L221 189L223 191L219 190L216 193L217 196H220L221 198L220 199H217L216 198V205H215V208H214V211H213V232L216 235V231H215V224H216L215 212H216V210H219V206L221 204H224V209L221 210V220H220L221 231H224V228H225V223H224V221H225V214H226V212L228 211L229 208H232V195H233V189H232V184H231L232 177H233L234 174H238V173H241ZM240 184H241V178L239 176H237V190H238Z\"/></svg>","mask_w":264,"mask_h":264},{"label":"flooded vegetation","instance_id":"af4514ba","mask_svg":"<svg viewBox=\"0 0 264 264\" xmlns=\"http://www.w3.org/2000/svg\"><path fill=\"white\" fill-rule=\"evenodd\" d=\"M213 196H214V195H213ZM216 198H217V195H215L213 199L216 200Z\"/></svg>","mask_w":264,"mask_h":264}]
</instances>
